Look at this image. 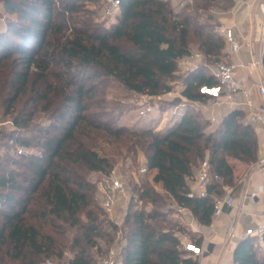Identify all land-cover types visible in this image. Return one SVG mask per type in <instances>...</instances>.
Listing matches in <instances>:
<instances>
[{"label":"trees","instance_id":"1","mask_svg":"<svg viewBox=\"0 0 264 264\" xmlns=\"http://www.w3.org/2000/svg\"><path fill=\"white\" fill-rule=\"evenodd\" d=\"M86 1L91 0H0L17 16L0 32V88L8 93L7 112L15 110L28 93L30 76L37 74L33 102L24 103L13 117L19 132L7 134L3 143L23 150L18 156L0 154V264H43L62 258L65 249L73 252L69 264H94L89 248L99 238L111 242L118 230L98 206L96 185L88 179L92 171L114 169L113 159L97 150L100 138L127 151L120 155L135 159L142 150L148 169H155L152 180L132 183L121 229L123 263L199 264L182 248L176 231H185L199 245L203 239L172 219V204L210 225L215 197L234 185L230 159L259 160L253 124L241 108L229 110L217 126L190 108L161 130L120 124L122 112L106 100L102 88L113 79L135 94L156 96L179 79L188 100H215L201 87L218 84L207 67L226 56V43L212 30L219 23L208 9L231 2L192 0L176 8L171 0H121L116 20L104 25L74 16L85 12ZM192 50L202 52L206 62L180 73V60ZM41 80L45 85L35 90ZM39 108L48 115L47 124H33ZM31 147L40 152H25ZM204 160L221 181L209 182L208 196H190ZM262 242L264 234L242 239L233 264H264Z\"/></svg>","mask_w":264,"mask_h":264},{"label":"rangeland","instance_id":"2","mask_svg":"<svg viewBox=\"0 0 264 264\" xmlns=\"http://www.w3.org/2000/svg\"><path fill=\"white\" fill-rule=\"evenodd\" d=\"M179 1H173V6H177L176 8H182L181 3ZM179 3V4H178ZM218 6L219 5H215ZM85 12H81L77 16H89L92 19V22L96 24H104L110 25L117 17L109 16L104 13L102 0L96 1H86ZM207 13V11H205ZM216 16V15H215ZM17 16L14 13L8 12L2 3H0V32L6 30L8 20L16 19ZM212 30H217V27L214 26ZM226 50V47H225ZM198 51V50H197ZM206 62V61H205ZM214 63H209L207 67L209 72H213ZM180 73L186 72L187 69L191 68L186 65H183L179 62ZM38 73V71H36ZM35 73L30 76V85L28 87V93L21 96V98L15 104V110L7 112V107L5 103V97L7 96V91H2L0 88V154H6L7 152L10 155L18 156L19 150H23L21 145L10 143L11 145H3L6 142L5 136L10 133L19 132V129L14 125L13 117L17 112L24 106V103L27 101L33 102V98L36 94L32 90V81L36 78ZM2 75L0 74V78ZM172 88L169 90L171 93L165 92L160 95H156L151 99V103L153 105V110L147 116H141L138 111L139 103L138 96L139 94H135L126 88L120 81L117 80H109V83L105 86L103 85V90L105 91V98L107 101H110L117 106V110L122 112V116L119 118L120 124H127L129 126L142 127L145 125H151L155 130L164 129L166 126L170 124V122H174L180 118L183 112L190 108L194 110H204L208 107H211L215 100L207 99L204 102H194L188 100L186 97H181V91L184 87V84L181 80L177 79L171 82ZM43 80L39 81L35 86V90L42 88L44 86ZM34 87V86H33ZM6 94V95H5ZM211 110V108H210ZM48 115L46 112L39 108L34 116L33 124H47L49 122ZM160 121L162 123L160 124ZM25 149V148H24ZM97 150L103 154L109 155L114 161V169L116 170V174L119 175L126 187L129 191V198L123 199L120 202V206L116 210V212L112 215L107 212L101 206V198L98 193V182L101 179L102 175L99 171H92L88 174V179L96 185L97 191L95 193V198L97 199L98 206L102 207V211L106 213V218L112 220L116 224H118V230L113 233V240L111 242H107L105 239L99 238L98 244L94 248H89L90 253L94 256L93 263L94 264H102L103 259L108 254L109 250L112 247L120 248L125 242L124 234L122 232V224L125 218L126 212L128 210V204L131 199V187L133 182H142L147 180H152L154 171H149L147 173H141L139 168L146 164V159L142 150H138V155L135 157L131 154L129 156H125L118 154L117 152H127L122 147L120 148L119 144L114 142H109L104 138H100L98 140ZM123 150V151H122ZM25 152H40L36 147H31L25 149ZM1 159V158H0ZM158 190H161V185L159 183L155 184ZM138 206L143 205L141 202L137 203ZM99 206V207H100ZM174 207V213L171 215L172 219L184 226L185 230L190 229L191 226L186 223L183 219V214L180 212L179 207L176 204H172ZM105 215H101L100 218H104ZM176 235L179 236L182 240H192L190 235L185 231H176ZM98 249V250H97ZM73 257V252L70 249H65V253L62 258H47L44 259L43 264H69V260Z\"/></svg>","mask_w":264,"mask_h":264},{"label":"crops","instance_id":"3","mask_svg":"<svg viewBox=\"0 0 264 264\" xmlns=\"http://www.w3.org/2000/svg\"><path fill=\"white\" fill-rule=\"evenodd\" d=\"M173 1L175 0H171ZM230 2L228 7L220 5V12L216 14L218 26L233 27L241 44L240 50L229 55L228 59L237 64V78L242 85L264 83V66L252 64L259 59L260 46L264 43V13L259 8L261 0ZM237 97L243 100L240 94ZM255 98L257 104L264 105V96L255 91ZM234 108L244 109L246 120L249 121V109L244 105L233 106L225 97L215 100L203 113L212 121L213 126H217L224 115ZM252 124L258 138L259 160L255 164H246L237 159H230L234 165L235 176L234 185H229L233 190L234 204L226 208L219 217L213 216L210 225L201 224L187 208L180 211L195 237L203 239L201 246L205 252L195 258L199 264H233V254L238 243L247 236H254L249 235L248 230H256L263 223L264 124ZM150 171L155 173V169ZM191 188H195L194 181ZM224 190L225 188L223 193ZM262 245L264 246L263 242Z\"/></svg>","mask_w":264,"mask_h":264},{"label":"built area","instance_id":"4","mask_svg":"<svg viewBox=\"0 0 264 264\" xmlns=\"http://www.w3.org/2000/svg\"><path fill=\"white\" fill-rule=\"evenodd\" d=\"M192 0H181V6L185 5ZM103 10L106 15L117 17L121 12V0H102ZM260 10L264 13V0L259 3ZM208 11L211 14H218L220 9L218 6H211ZM205 9L201 8L200 13H204ZM219 33L224 36L226 43V56L214 63L213 74L218 80V84L213 87L202 86L201 91L211 94L215 97V100H219L221 97H225L233 106L244 105L249 109V121L256 124H264V105L257 104L255 98V91L264 96V83L260 84H244L242 85L237 78V64L228 59V56L238 52L241 48L240 41L231 26H224L220 28L216 26ZM264 55V43L260 46V57L257 61L252 64L264 66L263 62ZM205 62V57L202 52L197 50H192L189 54L185 55L180 63L188 67H196L199 64ZM171 93V91H168ZM238 94H240L243 100L238 99ZM154 96L147 93L139 94L138 96V111L141 116H147L153 110V105L151 99ZM197 102V101H194ZM21 152V150H20ZM116 170L113 169L111 173L102 175L98 182V193L101 198V206L110 214H114L120 202L125 198L128 200L129 191L124 184L122 178L116 174ZM141 173H147V164L142 165L139 168ZM214 180L215 182L221 181V177L214 173L211 169L208 160H204L199 168L197 169L194 182L195 188H191L190 196H208L209 182ZM224 193L222 195L216 196L214 199V212L213 216L215 218L219 217L226 208L231 207L234 204L233 190L230 186L226 185ZM185 207H179L180 211H183ZM249 235H258L260 237L264 234V213H263V223L256 230L249 229ZM121 248V247H120ZM117 247H112L106 257L103 259L102 264H124L121 257V249ZM182 248L187 252V255L193 259L202 255L205 250L204 248L197 244L193 240H182ZM177 264H188L183 260L179 261Z\"/></svg>","mask_w":264,"mask_h":264}]
</instances>
